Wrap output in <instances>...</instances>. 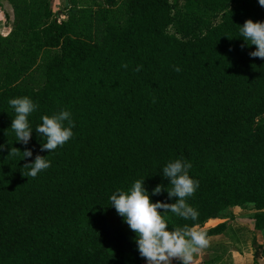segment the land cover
<instances>
[{
  "label": "trees",
  "instance_id": "trees-1",
  "mask_svg": "<svg viewBox=\"0 0 264 264\" xmlns=\"http://www.w3.org/2000/svg\"><path fill=\"white\" fill-rule=\"evenodd\" d=\"M3 1L0 264H143L109 197L145 178L150 202H175L152 190L171 187L162 169L177 159L199 181L186 200L199 216L162 213L167 230L217 234L225 223L204 229L209 219L251 205L264 232V59L239 35L245 20L264 22L258 0H65L61 11L52 0ZM24 96L38 105L27 145L15 141L8 103ZM61 110L73 136L41 152L35 127ZM11 147L33 155L8 156ZM37 154L51 166L23 176ZM253 261L264 264V243Z\"/></svg>",
  "mask_w": 264,
  "mask_h": 264
},
{
  "label": "clouds",
  "instance_id": "clouds-1",
  "mask_svg": "<svg viewBox=\"0 0 264 264\" xmlns=\"http://www.w3.org/2000/svg\"><path fill=\"white\" fill-rule=\"evenodd\" d=\"M258 3L264 7V0H258ZM239 35L247 45L255 46V51L249 53L250 57L264 59V22L245 20L244 24L239 26ZM122 67L127 68L128 65L123 64ZM141 68L142 66H137L135 71H140ZM173 70L181 71L178 66H174ZM8 103L15 112L10 126L15 134V141L27 145L33 131L28 117L38 105L27 96L9 99ZM41 120L42 123L35 127L37 135L46 141L41 143V152H51L72 138L74 122L69 111L61 110L51 117L45 115ZM65 121L67 126L64 125ZM4 147L0 145V151ZM18 154H22V159L33 155L28 148L21 152L20 149L11 147L8 151V156ZM50 166L51 162L45 159V156L37 154L33 162L23 165L24 168L30 169L23 176L35 178ZM191 167L190 162L181 159L170 161L163 167L162 175L169 180L171 187L164 189L162 185H157L152 190V195H159L162 190L167 191L169 200L175 198L173 203L150 202L148 192L143 186L145 178L136 180L129 190H117L109 197L110 205L135 233L138 252L147 264H172L174 259L179 260L181 264H191L193 255L208 246L209 242L203 231L187 225L169 231L162 216V213L171 212L184 220L198 219V211L186 202L199 187V181L190 178L188 174Z\"/></svg>",
  "mask_w": 264,
  "mask_h": 264
},
{
  "label": "crops",
  "instance_id": "crops-1",
  "mask_svg": "<svg viewBox=\"0 0 264 264\" xmlns=\"http://www.w3.org/2000/svg\"><path fill=\"white\" fill-rule=\"evenodd\" d=\"M0 2H2L5 7L9 8L8 4L3 0H0ZM4 19V12L0 8V22H2V20L4 21ZM252 213L253 212L237 208L229 215L222 213L217 218L209 219L205 223L204 229L215 226L221 222L225 223V229L220 233L206 236L209 242L208 246L193 255L191 264H254V246L251 244L253 236L260 230L254 229ZM227 216H230L229 219H227ZM232 237H234L235 242L233 245H230V243L232 244L230 241ZM261 243L260 241L257 245ZM219 247L220 249H218ZM143 264H147V262ZM172 264H181V262L174 259Z\"/></svg>",
  "mask_w": 264,
  "mask_h": 264
},
{
  "label": "rangeland",
  "instance_id": "rangeland-1",
  "mask_svg": "<svg viewBox=\"0 0 264 264\" xmlns=\"http://www.w3.org/2000/svg\"><path fill=\"white\" fill-rule=\"evenodd\" d=\"M52 6H53L54 11H61L62 9H64L65 0H52ZM10 14H11V12H10ZM5 23H6L5 19H4V21L2 20V22H0V32L3 35H6L11 30V23H9L7 25ZM237 208H239V207H237V206L230 207V208L224 210L223 214L229 215L230 213H233L234 209H237ZM243 210H247L248 212H254V209L252 208L251 205H248L246 208H243ZM250 210H252V211H250ZM229 217L230 216H227V219H229ZM233 218H234V216H233ZM247 240H249V239H247ZM230 241L232 242V244L230 243V245H233V243L235 242L234 237L230 238ZM260 241L262 243H264V232L257 231V234L253 236V241H252L251 245L255 246ZM218 249H220V247Z\"/></svg>",
  "mask_w": 264,
  "mask_h": 264
}]
</instances>
